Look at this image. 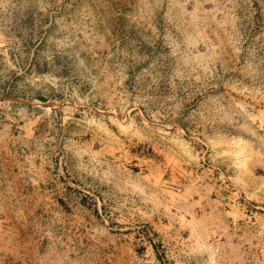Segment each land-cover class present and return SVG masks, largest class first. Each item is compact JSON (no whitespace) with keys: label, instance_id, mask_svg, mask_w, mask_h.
Wrapping results in <instances>:
<instances>
[{"label":"rangeland","instance_id":"374dc122","mask_svg":"<svg viewBox=\"0 0 264 264\" xmlns=\"http://www.w3.org/2000/svg\"><path fill=\"white\" fill-rule=\"evenodd\" d=\"M9 240L47 264H264V0H0Z\"/></svg>","mask_w":264,"mask_h":264},{"label":"crops","instance_id":"0c3cea01","mask_svg":"<svg viewBox=\"0 0 264 264\" xmlns=\"http://www.w3.org/2000/svg\"><path fill=\"white\" fill-rule=\"evenodd\" d=\"M3 245L0 249L4 252L0 255V264H47L46 261H34L32 260V250L30 245L23 248L16 249L15 241H2Z\"/></svg>","mask_w":264,"mask_h":264}]
</instances>
